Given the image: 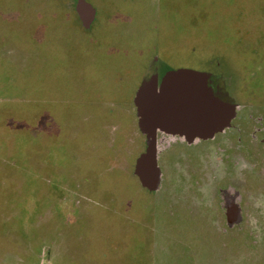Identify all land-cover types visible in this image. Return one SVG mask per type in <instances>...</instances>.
I'll use <instances>...</instances> for the list:
<instances>
[{"label": "rangeland", "instance_id": "374dc122", "mask_svg": "<svg viewBox=\"0 0 264 264\" xmlns=\"http://www.w3.org/2000/svg\"><path fill=\"white\" fill-rule=\"evenodd\" d=\"M0 264H264V0H0Z\"/></svg>", "mask_w": 264, "mask_h": 264}, {"label": "water", "instance_id": "95a60500", "mask_svg": "<svg viewBox=\"0 0 264 264\" xmlns=\"http://www.w3.org/2000/svg\"><path fill=\"white\" fill-rule=\"evenodd\" d=\"M175 73L169 72L167 73V75L165 76V78L162 81V85H160V92H156L157 91V87L153 86L152 84L155 82L154 79H152V81H150L149 83H146L147 86H143L140 88V91L137 93V99L135 100L136 104L139 106L138 108V120H139V126L146 132H150V130H152L153 128L150 126H145L144 125V121L142 119H144V117L149 116L150 114H156V115H160V116H165L167 115L164 111L165 109H163V105H166V102H168L167 100H165L166 98V94H164L165 92V87L167 86L168 82L171 81V79H174ZM141 101V102H140ZM144 101L146 103H144ZM166 101V102H165ZM156 105H160L162 108H156ZM153 109H156L153 113ZM143 123V124H142ZM149 148V147H148ZM148 152V149H146V151L144 153H142L136 160V164H135V168H137L138 166V161L139 159L143 156L146 155ZM152 164V165H151ZM155 164L153 163H149V167L145 165V169L144 171L149 173L152 172V176L153 173L155 171ZM136 170V169H135Z\"/></svg>", "mask_w": 264, "mask_h": 264}, {"label": "bare ground", "instance_id": "6f19581e", "mask_svg": "<svg viewBox=\"0 0 264 264\" xmlns=\"http://www.w3.org/2000/svg\"><path fill=\"white\" fill-rule=\"evenodd\" d=\"M150 146V144H149ZM152 157H153V152L152 150H150V148H148V152L146 155H143L139 161H138V166H137V171H136V175L139 176L140 180L142 181V184L145 187H148L149 189H154L155 184L157 182V178H158V171H154L155 173H153L152 176V172H145V165L149 167V163H152ZM152 165V164H151ZM156 170V168H154Z\"/></svg>", "mask_w": 264, "mask_h": 264}, {"label": "crops", "instance_id": "0c3cea01", "mask_svg": "<svg viewBox=\"0 0 264 264\" xmlns=\"http://www.w3.org/2000/svg\"><path fill=\"white\" fill-rule=\"evenodd\" d=\"M136 115L138 116V111H137V113H136ZM138 125H139V123H138ZM139 128H140V131L141 130H143L140 126H139ZM144 131V130H143ZM146 132V131H145ZM146 133H149V135H150V137H152L151 138V140L152 139H154V137H155V135H156V131H155V129H152V130H150V132H146ZM152 152H153V157H152V160H153V163L155 164V168H156V172L158 171V178H157V182H158V179H159V172H160V170H159V167L157 166V162H156V159H155V150H152ZM155 173V172H154ZM156 174V173H155ZM157 182H156V184H155V187H156V185H157ZM155 187H154V189H155ZM151 190H153V189H151ZM180 235V234H179ZM175 237H179V236H175ZM194 239H195V237H194ZM178 240H179V238H178ZM177 240V241H178ZM187 251H189L188 249H187Z\"/></svg>", "mask_w": 264, "mask_h": 264}, {"label": "flooded vegetation", "instance_id": "af4514ba", "mask_svg": "<svg viewBox=\"0 0 264 264\" xmlns=\"http://www.w3.org/2000/svg\"><path fill=\"white\" fill-rule=\"evenodd\" d=\"M227 207L229 208V209H231L232 207H231V205H227Z\"/></svg>", "mask_w": 264, "mask_h": 264}]
</instances>
